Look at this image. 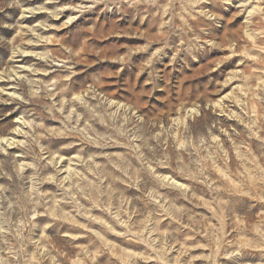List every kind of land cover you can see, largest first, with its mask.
I'll return each mask as SVG.
<instances>
[{"label": "rangeland", "instance_id": "rangeland-1", "mask_svg": "<svg viewBox=\"0 0 264 264\" xmlns=\"http://www.w3.org/2000/svg\"><path fill=\"white\" fill-rule=\"evenodd\" d=\"M0 264H264V0H0Z\"/></svg>", "mask_w": 264, "mask_h": 264}]
</instances>
